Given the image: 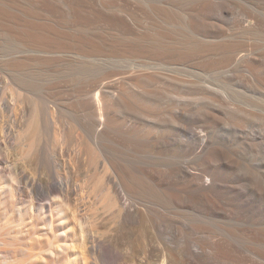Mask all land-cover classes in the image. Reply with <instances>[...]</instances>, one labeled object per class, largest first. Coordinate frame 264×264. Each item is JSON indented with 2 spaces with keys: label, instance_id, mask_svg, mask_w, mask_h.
Here are the masks:
<instances>
[{
  "label": "bare ground",
  "instance_id": "bare-ground-1",
  "mask_svg": "<svg viewBox=\"0 0 264 264\" xmlns=\"http://www.w3.org/2000/svg\"><path fill=\"white\" fill-rule=\"evenodd\" d=\"M264 262V0H0V264Z\"/></svg>",
  "mask_w": 264,
  "mask_h": 264
},
{
  "label": "rangeland",
  "instance_id": "rangeland-1",
  "mask_svg": "<svg viewBox=\"0 0 264 264\" xmlns=\"http://www.w3.org/2000/svg\"><path fill=\"white\" fill-rule=\"evenodd\" d=\"M231 261L235 264H264V262L260 261L258 258H254L246 253L238 252L231 254Z\"/></svg>",
  "mask_w": 264,
  "mask_h": 264
}]
</instances>
